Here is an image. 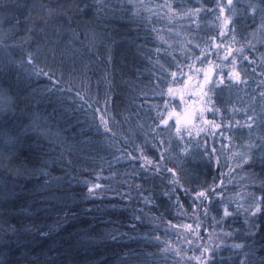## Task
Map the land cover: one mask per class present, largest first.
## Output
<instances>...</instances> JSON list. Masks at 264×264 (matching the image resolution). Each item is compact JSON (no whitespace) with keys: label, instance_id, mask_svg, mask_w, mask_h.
Listing matches in <instances>:
<instances>
[{"label":"trees","instance_id":"trees-1","mask_svg":"<svg viewBox=\"0 0 264 264\" xmlns=\"http://www.w3.org/2000/svg\"><path fill=\"white\" fill-rule=\"evenodd\" d=\"M217 2L0 0V264H188L194 253L177 238L183 229L168 222L195 227L197 192L216 188L245 207L250 194L264 195L261 153L254 150L251 166H237L249 143H264V38L259 31L255 39L250 35L261 23L259 13L235 21L239 43L232 47H244L249 58L236 54V70L246 83L215 87L203 98L194 95L196 78L189 86V104H215V115L208 112L207 119L231 123V130L223 138L206 131L197 136L202 121H194L197 127L182 125L177 134L173 119L164 133L171 142L166 159L160 160L163 148L153 147L152 129L159 123L154 118L167 99L160 92L177 64L185 73L188 64L214 67L213 82L233 70L223 51L203 64L192 59L200 55L194 45L203 47L218 33L213 13H186L203 7L218 14ZM248 2L234 0L241 11ZM38 46L37 66L53 72L52 80L32 74L27 64L26 52ZM141 150L173 172L148 171L141 168L143 158L130 160L128 153L141 157ZM94 184L101 187L89 195ZM218 199L213 194L211 204L203 201L207 216L198 213L203 242L220 245L215 264H239L253 249L250 260L258 264L264 214L248 222L243 211L224 218ZM234 243L247 247L234 250Z\"/></svg>","mask_w":264,"mask_h":264},{"label":"snow or ice","instance_id":"snow-or-ice-1","mask_svg":"<svg viewBox=\"0 0 264 264\" xmlns=\"http://www.w3.org/2000/svg\"><path fill=\"white\" fill-rule=\"evenodd\" d=\"M216 7L218 8L219 12L216 14L215 9H206V8H194L191 9L188 13L189 16H195L199 18L201 12H210L215 15V23L217 28V35H209L207 39L203 42V47H201L200 43L194 45L195 48L200 50V55L195 56L193 55L192 59L194 61H199L203 64L205 61H208L210 55H214L219 57L221 51H223L224 55L222 57L223 61H229L231 57V64L233 70L228 73L227 76L221 73L220 78L218 81L213 82L211 78L212 72L215 70L214 67H209L207 71L202 68H196L195 64H188V73L183 71V66L177 64L176 71H172L170 73L171 81L169 82V86L167 87L166 91L161 90L160 96L161 98L167 97L164 100L163 104V111H157V116L154 118L159 121L156 123L155 128L152 129V132L155 133L153 136V147H161L163 151L160 155V160H165L166 156L165 153L168 151V146H170V140L164 137L165 132L171 131L173 125L169 123V121L174 119V126L175 131L177 134L181 133V127L183 126H191L197 127L194 121H202L197 128V136H199L200 132L206 131L208 135L213 137L219 135L220 137H224V132L230 131L232 128L231 123H229L226 127L221 124H216L213 120H208L206 117V113L211 112L215 115L217 109L215 104L211 107L207 106V102L205 100H201V107L197 109L194 106L189 104V100L192 99V94L190 93V85L194 78H196V83L193 87L199 89V91L195 92L194 95L198 98H203L208 96V92H211L213 88L219 87L223 90L224 87H231L235 83H246L245 80L241 77V72L236 70L237 65L240 63L239 59L237 58L236 54H240L243 56L244 47H232V45L238 44L239 41L236 38V34L238 28L236 26V18L238 15L247 16L250 12L253 19L257 15L260 14L261 23L258 26L256 31H253L250 35L253 39L256 38L257 31L261 33V37L264 38V0H259L258 3L252 2L249 0L246 10H239L234 3V0H227L226 4L220 2L218 0ZM229 13L226 15L225 13ZM45 23H47L45 21ZM35 27V25H33ZM230 37V43H224L223 41ZM95 38L93 34V39ZM249 46L255 50V45L252 44L251 41H248ZM40 55V48L39 46L36 48L35 51H27L25 54L27 64L34 69V75L40 76H47L49 80H52L53 76L55 75L51 71H45L43 68H38L37 62ZM247 56H243V60H248ZM250 63H254L250 61ZM162 67V66H161ZM255 69H253V72ZM203 73V82H199V76ZM186 78V82H182ZM54 83L59 85L61 83L60 80H55ZM180 85L177 87L176 85ZM207 89V91H205ZM71 91V89H69ZM79 95V92H77ZM187 96V98H186ZM261 96H264V93H261ZM179 100V105H176L174 101ZM107 103V101H105ZM159 105L157 108L159 109ZM171 108V110H169ZM101 123L104 125L106 131H110L108 128V122L104 120V117L101 116ZM248 121L255 122V117L249 116ZM239 123V122H237ZM163 126V127H162ZM249 129H251L252 124L249 123L247 125ZM140 127H143L141 125ZM188 135L192 136V131H188ZM157 137L160 139L157 140ZM181 139L183 137L181 136ZM231 140V137H228ZM264 140V138H261ZM206 143V141H205ZM198 146V145H197ZM248 151L242 154H238V158L240 163L237 165L238 167L243 168L245 165L251 166V163H254L257 159L256 151H259L261 154L258 157L262 164H264V143L259 145L255 143H249ZM256 150V151H254ZM207 152V149H205ZM212 152L215 153L216 149L213 148ZM130 160L135 161L137 159L143 158L144 163L141 164V168L147 169L148 171H155L157 173L161 171H168L173 172V169L162 167L159 163H156L150 160L147 156H144L143 150H141V157H134L131 153H128ZM231 171V170H230ZM251 178H255V174H250ZM173 184H177L178 181L174 178L172 180ZM223 183V181L221 182ZM262 187H264V181L261 182ZM99 184H94L92 187L88 189L89 195L93 194L96 189L100 188ZM187 191V189H185ZM213 194H217L219 199L217 203L222 204L223 207V217L228 218L233 216L234 212L238 213L243 211L246 217V222H248L251 218L256 217L258 214H264V195L257 198L255 195L250 194L248 200L245 203L248 204L247 207L244 204L240 203L239 200H234L231 198L226 199L223 193H217L216 188H211L207 192L200 191L196 193V199L200 201V204L194 210L195 216V227L193 224H185V225H171V221H169V225L175 229H183L182 232H178L177 238L182 239L185 244L189 245V251L193 252L194 254L188 257V264H215V254L217 249L220 245H212L204 243V237L200 235L199 229L201 227L200 224V215L207 216L209 213V209L207 206L204 205L203 201L207 200L209 204H211V197ZM243 199V197H240ZM235 205V208L230 210L231 205ZM199 213V214H198ZM251 227H255L254 224H250ZM225 235H231V233H225ZM250 235H252L250 233ZM115 239V237H113ZM158 239V237H157ZM209 240H211V233L209 234ZM247 247L246 244L242 243H234L231 245V248L234 250H243ZM256 252L253 249L250 252H244L243 258L240 260L239 264H253L250 260V256H255ZM258 264H264V257H260L258 260Z\"/></svg>","mask_w":264,"mask_h":264}]
</instances>
